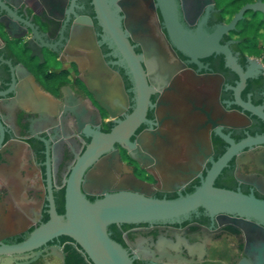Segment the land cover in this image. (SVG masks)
<instances>
[{"label":"flooded vegetation","instance_id":"1","mask_svg":"<svg viewBox=\"0 0 264 264\" xmlns=\"http://www.w3.org/2000/svg\"><path fill=\"white\" fill-rule=\"evenodd\" d=\"M177 2L186 26L192 30L206 7L205 29L212 30L228 21L237 7L264 0ZM0 3L30 23L44 40L57 38L62 28L56 41L39 46L30 27L0 6V75L11 64L18 77L6 102H0V244H4L30 234L49 218L46 148L54 207L57 214L65 211V180L91 139L73 108L89 131L104 133L131 114L136 97L128 70L99 23L93 0H75L69 13L70 0ZM149 22L164 62L176 69L180 82L190 86V126L173 131V121L166 118L162 104L166 93L161 87H153L144 121L128 136L129 144L146 156L139 161L129 154V144L115 141L85 171L95 180L93 193L86 194L89 200L102 197L104 192L132 190L136 182L151 196L186 194L228 147L214 127L232 141L264 136V121L235 100L240 74L224 53L217 50L193 56L178 49L158 8L149 15ZM91 34L105 63L118 73L127 97L126 107L114 117L95 100L84 80L86 69L81 59L89 52L87 39ZM130 42L137 54L143 53L140 44ZM217 42L227 50L237 70L248 68L250 61L263 69L246 77L239 98L264 113V10L245 9ZM191 76L203 78L192 82ZM1 88L5 90L0 84ZM212 110L224 112L214 127L210 120L217 116L210 114ZM169 133L173 134L171 140L166 139ZM152 143L162 148L150 152ZM212 185L264 202V145L252 143L237 151ZM107 229L127 250L133 264H264V226L231 213L199 207L179 221L114 223ZM0 264L92 263L71 237L58 234L30 249L0 252Z\"/></svg>","mask_w":264,"mask_h":264},{"label":"water","instance_id":"2","mask_svg":"<svg viewBox=\"0 0 264 264\" xmlns=\"http://www.w3.org/2000/svg\"><path fill=\"white\" fill-rule=\"evenodd\" d=\"M75 0H70L69 10ZM144 2V4H142ZM97 18L103 27L111 48L125 64L133 82L136 105L130 115L117 120V125L104 133L91 132L79 120L74 108L73 113L83 130L91 137L88 145L79 155L65 180V211L57 214L49 182L48 151L45 153V177L49 196V218L35 231L9 243L0 244V252L33 248L37 243L58 234L71 237L87 255L92 264H133L127 250L108 232V226L114 223L136 222H174L189 215L199 207L210 212L231 213L259 225L264 226V202L252 195H245L212 185L213 179L226 162L239 150L248 148L250 144L264 145V136L232 141L218 130L216 122L223 117L224 112L212 110L215 120H210L215 134L226 140L228 147L211 165L202 181L186 194L178 196H151V192L138 188L134 182L132 190L104 192L103 196L89 200L86 194L93 193L94 178L88 171L92 162L102 153L112 147L115 141L129 144L128 136L145 119V112L150 104L149 96L153 87L163 88L165 100L162 102L166 118L173 121V131H184L189 128L192 116L187 112L190 100L187 89L190 87L179 81L175 75L176 69H171L164 62L159 51V41L149 15L158 8L171 42L181 51L193 56H204L220 50L227 57L230 66L240 74V83L235 90V100L245 110L264 121V113L239 98L246 77L260 74L263 69L253 61L244 70H237L227 50L217 39L222 33L232 29L247 9L264 10V3H248L237 7L228 21L205 29L206 7L198 18L192 30L186 26L177 0H93ZM145 5V6H144ZM0 6L26 23L32 33L38 38L39 46L56 41L42 39L26 20L14 13L2 3ZM68 13L63 21L68 17ZM62 24V27H63ZM81 35V31L77 32ZM77 35V36H78ZM86 39V36H83ZM75 39V35L72 36ZM84 40V39H83ZM89 52L81 59L83 69H86L84 80L99 102L111 116L120 114L127 105V97L120 84L117 72L110 68L100 53L99 47L91 34L88 36ZM130 40L141 45L143 53L137 54ZM91 50V51H90ZM144 63L145 68L142 65ZM203 77L191 76L196 82ZM18 80L11 64L3 68L0 75V102H6L11 85ZM152 134L156 131H151ZM173 133V132H172ZM166 134L171 140L173 134ZM1 139V128H0ZM137 142H141L140 139ZM129 154L141 161L146 155L132 143L129 144ZM161 146L152 143L150 152L159 151ZM141 158V159H140Z\"/></svg>","mask_w":264,"mask_h":264}]
</instances>
